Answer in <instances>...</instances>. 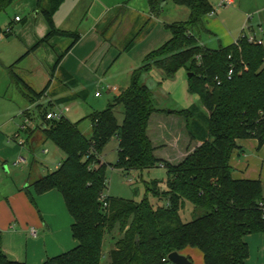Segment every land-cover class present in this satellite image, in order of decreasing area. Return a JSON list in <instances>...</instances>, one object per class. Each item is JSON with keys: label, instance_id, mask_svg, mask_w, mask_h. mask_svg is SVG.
Here are the masks:
<instances>
[{"label": "trees", "instance_id": "16d2710c", "mask_svg": "<svg viewBox=\"0 0 264 264\" xmlns=\"http://www.w3.org/2000/svg\"><path fill=\"white\" fill-rule=\"evenodd\" d=\"M15 1L0 0V12ZM166 1L147 0L151 14L158 15ZM171 1L188 9V19L166 25L171 38L145 56L142 65L132 72L128 87L104 110L86 117L91 124L89 138L79 131L78 123L64 117L48 121L45 114L43 126H38L45 140L64 158L54 172L32 186L37 194L52 190L61 194L73 220L71 234L76 242L75 248L43 264H101L103 240L115 232L118 237L107 264H166L168 255L187 247L198 249L204 264H245L249 257L245 237L264 234L261 181L233 179L230 165L238 141L255 140L258 149L264 146L263 47L238 38L227 47L207 49L199 39L202 32L207 33L204 17L213 11L209 0ZM63 2L36 0L35 8L48 32L31 50L54 37L71 40L55 67L81 38L76 31L55 27L53 16ZM11 32L10 27L6 35ZM0 33H4L1 27ZM132 44L133 40L126 49ZM17 62L6 70L12 83L23 85L14 73ZM153 67L167 78H173L179 70L186 71L190 75L188 92L198 96L199 104L179 111L157 109L145 83ZM231 67L233 74L227 80ZM119 105L123 107L120 125L114 115ZM157 119H164L167 140L186 143L187 155L177 164L160 156V152L168 151L165 144L153 145L150 139ZM113 137L118 141L115 168L142 172L160 165L166 171L165 191L152 181L145 186L140 202L104 195L108 165L101 162L100 154ZM149 196L164 198L166 204L154 207ZM185 202L193 206L196 215L187 223L180 217ZM0 264L26 263L0 255Z\"/></svg>", "mask_w": 264, "mask_h": 264}, {"label": "crops", "instance_id": "0c3cea01", "mask_svg": "<svg viewBox=\"0 0 264 264\" xmlns=\"http://www.w3.org/2000/svg\"><path fill=\"white\" fill-rule=\"evenodd\" d=\"M121 1L107 4L103 0H64L53 16L54 25L60 31H74L75 20L78 19L80 9H83L85 5L90 7L89 10L97 6L100 13L98 12V16L81 34L77 44L69 50L56 67L57 58L70 46L71 40L54 37L47 44L31 50L48 32L43 17L32 35L24 37L22 35L21 40L19 39L20 35H14L13 24L23 21L20 19L19 22H15L13 19L7 24V27L12 28V32L4 38L15 37L9 41L0 40V65L3 72L0 80V255L5 256L10 261L43 264L47 259L68 252L76 246L71 234L73 220L66 209L61 194L55 190L37 194L32 186L38 179L54 172L60 166L64 156L60 151H56L60 161L50 168L48 163L45 165L39 163L38 166L33 158V153L38 150H41L44 155L50 153L48 147H45L49 141L45 140L42 130L38 127L43 126L44 115L57 111L64 115L68 111L66 106L69 103L85 101L88 97V89L93 87L90 84V78L94 76L96 67L101 65L110 50H116L118 55L129 53L134 48L136 39L141 36L140 33L150 26L157 17L151 14L145 0ZM215 1L209 0L212 7L219 0ZM169 3L174 6L171 8L175 12V16L169 22L170 24L184 22L188 19V9L173 4L171 0L164 3L163 9ZM230 8H234L233 16L237 17L238 20L235 26L236 30H226L227 28L220 21V25L213 28L215 24L211 26L207 21L208 19L204 17L203 25L207 31L205 34L214 36L217 45L211 49L207 48L201 41V37L199 39L200 45L210 50L227 47L234 44L243 32L255 34L258 38L261 37L264 42V33L263 35L257 33L258 27L261 26L264 29V0H234V5ZM215 14L214 11L213 15ZM37 15L41 14L36 12L35 16ZM254 15L257 18L256 22L252 19ZM38 19L37 16L36 20ZM126 19L128 24H126L125 34L128 33L115 35L114 25ZM137 28L138 30L135 32ZM147 34L148 31L143 36L146 38ZM17 37H19V42L16 41ZM132 40V46L126 49ZM154 50L152 49L147 54ZM100 54H102V58L100 57V64H97ZM29 59H33V62L36 60L37 63L33 72L39 71L45 78L48 77L47 84L43 88L46 91L41 96H36L38 92L31 79L27 77V73L30 71L28 68L22 67V62ZM18 60L20 61L17 62ZM15 62L17 64L14 73L23 85L15 84L14 89L6 67ZM96 64L98 66H95ZM136 69V66H132L126 73H122L121 76L119 74L120 80L118 81H121V86L115 81V84L118 85V88L116 87L118 94L128 87L130 76ZM4 72L7 73L8 77ZM33 72L30 73L33 74ZM148 78L149 75L145 79L146 85ZM29 89L33 92H30ZM97 92L100 93L99 97H101V91L97 90L94 92V97L99 98L95 96ZM107 93L112 96L111 101L114 96L118 95L108 91ZM44 107H47L46 111L40 114L39 120H35V116L29 113V110L36 109L39 111ZM54 108L57 111L51 110ZM92 112L94 111L91 110ZM25 119L31 121V126L28 132L22 133L19 129ZM163 121L164 119H157L156 126L149 132V136L153 145L165 144L167 146L168 151L160 152V156L177 164L187 155L186 143H179L175 138L174 141L167 140L163 133L165 127ZM117 123L121 124V122ZM88 133L82 134L89 138L91 129ZM17 138L23 140L22 146L17 144ZM243 141H253L254 144L252 145L254 148L257 147L255 140L238 141V148L232 153L230 165L232 169L239 171V174H232V178L257 180L259 178L246 176L248 165L244 167L234 161L243 152L241 149V142ZM116 143L118 147L117 139ZM194 146L193 143L190 149H193ZM245 242L249 251V257L245 264H264V234L248 235L245 237ZM179 254L185 256L190 264H204L202 253L196 248L187 247Z\"/></svg>", "mask_w": 264, "mask_h": 264}, {"label": "rangeland", "instance_id": "374dc122", "mask_svg": "<svg viewBox=\"0 0 264 264\" xmlns=\"http://www.w3.org/2000/svg\"><path fill=\"white\" fill-rule=\"evenodd\" d=\"M103 1L107 4H113V2H122L121 0ZM211 1L216 2L215 0ZM217 3H214L213 5V11H215L216 14L206 16V18L208 19V23L211 26L215 24L213 28H216L220 25V21L221 24L227 28L226 30L235 31V26L238 20L237 17L233 16L234 8H218ZM145 4L147 5L146 0ZM171 5V3L167 4L164 9L162 8L161 11L158 12V15H156L157 17L154 22L140 33V35L143 36L148 31V36L146 38L144 36H139L136 39L134 48L129 53H120L118 55V52L116 50L111 49L102 61L101 65L98 66L97 64H100L99 62L102 58V54L99 55L98 63L95 65L98 67H96L95 69L96 72L94 73V76L90 78V84H92L93 87L91 89H88L89 93L87 99L85 101H75L73 103H69L66 106L68 108V111L63 115L64 118L68 121L72 123H78V129L83 134L86 132L90 133V122L88 119H86V117L91 113V110L96 112L102 111L111 102L112 96L108 95L106 88H118V85L121 86V81L118 80H120V76L122 75V73H126L129 69L132 68V66H136V68H139L142 65L147 52L151 51L152 49L154 50L158 48L170 38L171 33L166 28V25L170 24L169 22L171 18L175 16V12L173 8H171L174 6ZM35 8L36 0H16L12 5L6 8L5 11L0 12V27L5 30L7 28V24L12 21L15 16H18L19 19H21L23 22L13 24L14 35H20V38L17 37L16 41L19 42L18 38L21 40L26 35H32V33L35 31V28L38 26V22L43 19L41 15H37L40 20H36L37 16H35V13L37 11ZM89 8L90 7H88V5H85L83 9H80L78 19L75 20L74 23V31H76L80 36L87 30L89 24L93 22V20H95V18L100 13V9H98L97 6H94L91 10H89ZM252 19L254 20V22H256V15H254ZM126 24H128L127 19L125 21L116 23L114 25V30L116 31L115 35H126L128 33L127 32L125 34V30L127 28ZM137 30L138 28L135 30V32ZM4 37V41H9L15 36H10L9 38ZM200 37L201 41L204 42L203 44L207 46V48L211 49L217 45V40H215L214 36H209L208 34L202 32L200 34ZM115 46L118 47L117 44H115ZM22 63V67L28 68L30 72H33L34 68H36L37 65L36 60H34L33 62V59L26 60L25 62L23 61ZM1 73L3 74L0 65V80L2 79ZM29 73H27V77L31 79V82L34 84L35 89L39 93L47 84L48 77L45 78V76H43V74L39 71H35L33 72V74ZM5 75L6 77H8L7 73H5ZM115 81L118 82V85L115 84ZM11 84H13L15 89V84L12 82ZM147 86L152 93L154 104L157 109L167 112L174 110L177 111L187 109L191 105L199 104L198 96L196 94H190L188 92V76L187 72L184 70L177 71L173 78H167L160 69L153 67L149 73ZM96 90L101 91V97H94V92ZM46 108H41L39 111L36 109L32 111L29 110V113L35 116V120H39L40 114H43L46 111ZM51 110L57 111V109L55 108ZM114 115L117 122H122L123 107L121 105L115 107ZM252 144H254L253 141L241 142V149L243 150V152L240 157L235 159L234 161L244 167L246 165L249 166L246 176H253L261 180L263 184L262 186L264 195V146L258 149L257 147L254 148ZM45 147H48L50 151L49 154L44 155L41 150H38L33 153V158L36 160L38 166L39 163L42 165L48 163L49 167L51 168V166L53 167L58 163V161H60L56 153V151L59 150L55 148V146L50 142L46 143ZM100 159L104 164L108 165L105 173L106 188L104 191V195L108 196L109 199H123L140 202L145 195V186L152 181H157L159 183V188L161 191L166 190V171L160 165H157L149 170H144L142 172H124L119 168H115L117 159V143L115 137L111 138L102 148ZM231 173L233 175H236L239 174V171L232 169ZM148 200L154 207L163 206L166 204V199L164 198L149 196ZM193 214V206L189 202H185L183 210L180 211L181 220L185 223L190 222L193 218L196 217V215L194 216ZM116 237H118L117 232L113 233L112 236H105L102 246L101 264L108 263V254L113 248L115 242L114 239ZM167 264L170 263L168 262Z\"/></svg>", "mask_w": 264, "mask_h": 264}, {"label": "built area", "instance_id": "2783aa9c", "mask_svg": "<svg viewBox=\"0 0 264 264\" xmlns=\"http://www.w3.org/2000/svg\"><path fill=\"white\" fill-rule=\"evenodd\" d=\"M233 5H234V0H219L218 4H217V7L218 8H230ZM213 14H214V11H212L209 15H213ZM14 21L15 22H19L20 21L19 17H15ZM8 33H10V27L9 26L4 30V33H0V40L3 39V37L6 34H8ZM257 33H259L260 35H263V33H264L263 27H261V26L258 27ZM239 38L240 39H245L250 44L259 45V46H262V44H263L262 38L261 37L258 38L257 36H255V34L254 35L253 34H245L243 32V33H241ZM232 74H233V68L231 67L229 69V71H228V74H227V80H231ZM217 84H220V82L218 80H217ZM106 89H107L108 92H111V93H114V94H118V89L116 87H107ZM95 96L99 97L100 93L99 92L95 93ZM62 117H63V114L61 112H58V113L57 112H50V113H47L45 115V119L48 120V121L60 120ZM30 126H31V121L29 119H25L23 125L20 126L19 131L22 132V133H26V132H28V129H29ZM23 143L24 142H23L22 139H18L17 138V144L19 146H22ZM101 203H102V206L104 208L107 207V203H106L105 197L101 198Z\"/></svg>", "mask_w": 264, "mask_h": 264}, {"label": "water", "instance_id": "95a60500", "mask_svg": "<svg viewBox=\"0 0 264 264\" xmlns=\"http://www.w3.org/2000/svg\"><path fill=\"white\" fill-rule=\"evenodd\" d=\"M187 76L189 77L190 75L187 74ZM167 262L170 264H190V261L185 256H182L177 252L168 255Z\"/></svg>", "mask_w": 264, "mask_h": 264}]
</instances>
